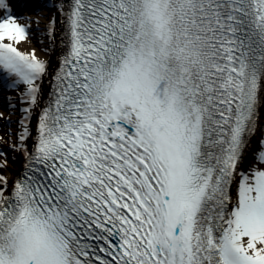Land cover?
<instances>
[{"label": "snow or ice", "instance_id": "obj_1", "mask_svg": "<svg viewBox=\"0 0 264 264\" xmlns=\"http://www.w3.org/2000/svg\"><path fill=\"white\" fill-rule=\"evenodd\" d=\"M14 7L0 264H264V0H53L44 58Z\"/></svg>", "mask_w": 264, "mask_h": 264}, {"label": "bare ground", "instance_id": "obj_2", "mask_svg": "<svg viewBox=\"0 0 264 264\" xmlns=\"http://www.w3.org/2000/svg\"><path fill=\"white\" fill-rule=\"evenodd\" d=\"M50 9H51V11L41 10V11H39L38 15L37 14H32L29 17H31V18L32 17H36L38 20H40L39 24H43V22H47V20L43 18L44 16H51V15H53L55 13V9L54 8H50ZM26 15H28V14L26 13ZM40 31H43V32H42L40 38L38 39L39 43L35 42L33 37H30V42H22L20 45H18L19 49L21 51H24V52H30L33 49H35L36 53H37V56L40 57V58H44V56H45V51L44 50L45 49H50V47L46 46V40L48 39L46 27L42 28ZM56 53H57L56 49H55V51H50L49 52L48 56H49V59L51 58V63H53V60H54V57L56 56L55 55ZM0 112H2V111H0ZM11 139H14V137H11ZM1 142H2V145H3L4 142L3 141H1ZM17 160H19V159H17ZM16 166H17V163H16ZM10 168H11V172L10 173H6V175L9 176V179H10V176L12 178V175L15 174V170H14L15 169V164H10Z\"/></svg>", "mask_w": 264, "mask_h": 264}]
</instances>
